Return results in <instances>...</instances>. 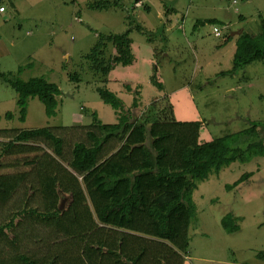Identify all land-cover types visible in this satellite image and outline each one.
<instances>
[{"label":"rangeland","instance_id":"rangeland-1","mask_svg":"<svg viewBox=\"0 0 264 264\" xmlns=\"http://www.w3.org/2000/svg\"><path fill=\"white\" fill-rule=\"evenodd\" d=\"M14 1L22 12L0 27L2 72L24 80L43 76L57 83L62 94L58 113L52 117L39 98L31 99L24 122L17 92L0 78L1 129L90 125L95 114L104 123H117V112L101 98L100 87L117 93L137 118L157 105L158 111L173 108L177 120L203 122V141L264 121V60L225 74L233 67L237 46L235 40L228 43L229 37H237L234 31L244 28L263 30L264 0H234L235 4L233 0ZM109 1V8L91 7ZM210 17L226 23L217 24L224 27L222 36L215 34L216 24L206 22ZM126 30L133 38L135 62L118 65L104 76L87 55L100 35ZM115 54L109 42L103 57L110 60ZM10 111L16 115L13 120L5 117ZM69 132L56 131L65 136L70 151L78 138ZM248 173L240 185L226 188ZM197 183L187 263L253 264L264 250V156L214 169ZM63 205H68L67 197ZM225 218L237 222L240 230H227Z\"/></svg>","mask_w":264,"mask_h":264},{"label":"trees","instance_id":"trees-1","mask_svg":"<svg viewBox=\"0 0 264 264\" xmlns=\"http://www.w3.org/2000/svg\"><path fill=\"white\" fill-rule=\"evenodd\" d=\"M110 5L97 2L91 7ZM206 22L226 25L219 19ZM109 42L116 54L107 60L103 55ZM87 58L104 76L118 65H133L131 31L100 35ZM260 60L264 26L259 33H239L233 67L225 74H236ZM0 78L18 94L21 121H26L33 98L44 103L48 116L57 115L62 94L57 83L43 76L24 80L1 67ZM98 92L116 110L117 123H104L95 114L90 125L0 128V264H110L108 253L111 260L123 256L131 261L129 253L108 246L110 237H102L112 227L168 241L171 253L162 251L156 262L184 264L190 253L198 179L234 162L264 156V121L203 141L201 121L177 120L173 108L158 111L157 105L137 118L117 93L102 87ZM5 117L13 120L16 115L10 111ZM58 128L78 138L70 151L65 136L56 133ZM250 175L226 188L233 189ZM65 197L69 203L62 208ZM223 225L240 230L230 218L223 219ZM144 255L133 264H140Z\"/></svg>","mask_w":264,"mask_h":264},{"label":"crops","instance_id":"crops-1","mask_svg":"<svg viewBox=\"0 0 264 264\" xmlns=\"http://www.w3.org/2000/svg\"><path fill=\"white\" fill-rule=\"evenodd\" d=\"M4 3L6 6H8V3L10 5V10L1 13L0 12V27L3 24H7L8 22H10L12 19L15 18V14L19 13L21 14L22 9L19 7V5L14 1V0H4ZM234 3V0H233ZM236 3V2H235ZM234 3V4H235ZM9 7V6H8ZM9 11V12H8ZM170 15V14H169ZM168 18L170 19V16H168ZM207 20L210 19H219L220 21L221 18L220 17H210V18H205ZM171 20V19H170ZM171 21H174L173 19ZM224 22V21H222ZM174 25V23H173ZM197 25H199L197 23ZM172 26H168L167 29H170ZM245 31L244 29H240V31H234L236 32L235 34L237 35V37L231 35L229 39V42L234 41V44H236L239 33ZM255 32V31H254ZM257 33V32H255ZM259 33V32H258ZM1 36H0V41H1ZM227 43V44H228ZM237 48V46H236ZM1 52V51H0ZM1 56H0V67L2 69V65L1 64ZM2 71V70H1ZM195 193V192H194ZM69 203V200H68ZM64 201L61 202V207L63 208ZM102 226V224H101ZM102 237L105 239L106 237H110L112 240L110 241V245H108L109 247L116 249V251L121 252L122 250L126 253H129L131 255V261H128L126 259V257H121V256H114L111 260L109 253H108V247L104 248V251L108 253V257H109V263L110 264H118V262H131V264H133V262H137V260L139 259V256L142 254L144 255V259L142 260V262H140V264H163L160 261L156 259L160 257V253H162V251L166 252V253H171V244L168 241H164L158 238H155L153 236L147 235V234H143V233H139V232H135L129 229H124V228H116V227H112L110 228V231H104L102 232ZM264 250H261L257 253V260L253 262V264H264V257L261 258L260 255H264L263 252ZM156 258V259H155ZM114 259V260H113ZM184 264H188L187 261L184 262Z\"/></svg>","mask_w":264,"mask_h":264},{"label":"built area","instance_id":"built-area-1","mask_svg":"<svg viewBox=\"0 0 264 264\" xmlns=\"http://www.w3.org/2000/svg\"><path fill=\"white\" fill-rule=\"evenodd\" d=\"M235 2H237V1H235ZM6 11H7V6L5 5L4 0H0V12L4 13ZM223 28L224 27L220 26V25L215 26V28H214L215 34L217 36H222L224 34Z\"/></svg>","mask_w":264,"mask_h":264},{"label":"clouds","instance_id":"clouds-1","mask_svg":"<svg viewBox=\"0 0 264 264\" xmlns=\"http://www.w3.org/2000/svg\"><path fill=\"white\" fill-rule=\"evenodd\" d=\"M217 25V24H216Z\"/></svg>","mask_w":264,"mask_h":264}]
</instances>
